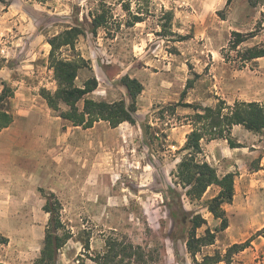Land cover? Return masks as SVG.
Listing matches in <instances>:
<instances>
[{
  "label": "rangeland",
  "instance_id": "1",
  "mask_svg": "<svg viewBox=\"0 0 264 264\" xmlns=\"http://www.w3.org/2000/svg\"><path fill=\"white\" fill-rule=\"evenodd\" d=\"M124 5L145 20L129 26L132 18ZM102 6L113 17L94 34L91 14ZM167 11L173 12L174 20L164 31ZM76 21L85 33L74 52L89 64L77 85L95 76L99 85L90 98L117 101L126 98L119 80L125 75L137 78L144 90L138 98L136 124L112 128L99 122L84 130L60 118L40 95L42 89L57 88L49 69L48 40ZM233 32L255 34L239 51L263 45L264 3L252 7L248 0L230 5L227 0H0V91L3 81L15 88L14 98L6 103L15 116L12 127L24 129L33 121L56 134L38 154L8 141L9 133H0V149L12 155L3 157L16 162L0 164V179L15 176L24 183L12 186L0 180L2 206L9 209L8 218L0 222L1 236L9 239L8 244H0V264L36 263L49 221L43 210L48 192L61 201L62 221L73 235L60 250L57 264H96L89 257L104 251L109 236L152 250L156 264H193L182 236L169 238L172 220L163 193L173 185L172 172L184 155L181 148L192 130L193 110L179 107L172 115L167 109L181 100L189 80L194 85L186 103L213 106L223 99L229 105L264 104V58L244 62L242 54L230 50ZM31 50H36L35 57ZM62 53L65 59L74 57L70 48ZM18 88L22 92L17 94ZM232 133L243 147L237 156H231L224 139H218L213 154L208 152L219 175L236 173V202L224 206L231 228L217 234L214 245L203 248L199 261L217 251L226 254L236 239H264V228L256 233L242 231L256 206L264 205V136L243 127ZM240 156L246 165L239 170L235 159ZM201 158L206 160L205 153ZM261 160L260 177L252 180L247 171L259 169ZM178 190L186 209L207 219V226L197 231L199 236L207 227L214 230L219 225L202 202L191 204ZM218 191L211 187L204 200ZM241 252L232 256L230 264H264L263 254L255 257L246 252L242 259Z\"/></svg>",
  "mask_w": 264,
  "mask_h": 264
},
{
  "label": "trees",
  "instance_id": "2",
  "mask_svg": "<svg viewBox=\"0 0 264 264\" xmlns=\"http://www.w3.org/2000/svg\"><path fill=\"white\" fill-rule=\"evenodd\" d=\"M234 0H227L230 5ZM252 7L264 3V0H248ZM124 10L131 16L129 26L143 22L142 16L132 15L129 6L124 5ZM165 23L162 24L164 31L170 30L174 20L172 11L164 15ZM113 16L102 6L91 14V32L97 33L100 28H106ZM85 30L80 21L75 26L66 29L51 37L48 43L51 50L48 57L49 69L53 71L57 88L54 92L42 89L40 95L46 101L48 107L58 114L60 118L70 122L73 126L82 129H91L99 122H106L112 128H117L123 123L134 125L137 123L138 98L144 90V85L137 78L128 75L119 80V85L124 88L126 98L117 101L95 100L90 95L98 88V80L92 76L84 81L82 86L77 85V79L83 69L89 67L79 53H75V45ZM255 34H243L233 32L230 41V50L242 54L244 62L264 58V44L247 47L239 51V47L247 42ZM70 48L74 57L71 60L63 57L62 50ZM1 69V66H0ZM194 80H189L186 89L182 93L181 100L168 106V111L175 115L179 107L190 108L192 130L186 136L185 145L181 148L184 153L175 171L172 172L173 185H167L163 190L169 216L172 220V231L169 238L174 241L177 235L184 239L186 250L193 260V264H218L225 262L230 264L234 254L244 251L250 246L252 238L244 243H236L227 249L226 254L219 251L213 255H205L202 260L197 259L203 248L212 246L216 242L217 234L229 228V218L224 208L232 204L235 196L236 173L229 172L223 176L218 174L217 169L206 160H203V141L224 139L230 148H240L232 136L234 126H242L249 132L264 136V104L257 101H235L229 105L223 99H218L213 106L186 103L184 98L188 90L193 88ZM0 91V131L10 127L15 120L11 111L6 109V103L14 98L15 88L3 81ZM83 102L80 107L79 103ZM216 186L218 193L208 200H204L207 191ZM191 204L200 205L219 221L214 229L206 228L203 235L197 231L207 226V219L200 213L187 210L183 203V194ZM46 203L43 210L49 214L45 239L41 255L35 264H57L60 250L72 238V233L65 227L61 218L62 203L53 192L44 194ZM259 234V233H257ZM104 251L89 257L96 264H156L153 251L146 247L135 245L127 239L109 236L105 240ZM8 239L0 234V244L7 243ZM85 250H90L89 241L84 244Z\"/></svg>",
  "mask_w": 264,
  "mask_h": 264
},
{
  "label": "crops",
  "instance_id": "3",
  "mask_svg": "<svg viewBox=\"0 0 264 264\" xmlns=\"http://www.w3.org/2000/svg\"><path fill=\"white\" fill-rule=\"evenodd\" d=\"M6 52V51H4ZM8 53H10V51H7ZM31 53L34 55V57L36 56V50H31ZM52 71V70H51ZM53 72V71H52ZM31 89V88H28ZM22 92L21 88H18L17 90V94ZM14 125H11L8 128L3 129L2 131H0L1 136L9 133V139L8 141H15L17 143H19V145L21 147H26L27 149H29L30 151H34L37 152L38 154H40V150L44 145V142H52L53 138L56 137L55 133H52V130L49 126L46 125H41V124H36L35 122H31L30 124H28L24 129H20L18 126L17 127H12ZM187 127H189V125H185ZM76 127V126H75ZM238 127H242V126H234L232 129V132L235 130V128ZM191 131V130H190ZM189 131V132H190ZM233 134V133H232ZM0 136V137H1ZM202 142V147H203V154L205 153L206 156V161L209 162L211 164V154H208V152L213 154V149L219 144V140H213L210 142ZM239 143V142H237ZM224 146V145H223ZM222 146V147H223ZM224 149V148H223ZM238 150H243L242 148H229V153L231 154V156L233 155H238ZM6 153H9V151L4 150V149H0V164H8V163H15V160L13 159V157H11V160H9L8 157H3ZM10 154V153H9ZM11 155V154H10ZM12 156V155H11ZM264 159V158H262ZM235 163L239 166V170L244 168L243 166L246 165L245 160L243 157L240 156V158L235 159ZM260 168L259 169H253L248 170L247 173L252 180L256 179L260 177L259 173L262 171V166H263V162L262 160L260 161ZM249 169V168H248ZM244 175H241L240 178H243ZM22 178V177H21ZM5 181V183H8L12 186L19 183H23L20 179H17L15 176L10 177V178H5V179H0ZM24 184V183H23ZM235 192H236V185H235ZM236 197V194L234 196V198ZM2 199H4V194L0 193V222L3 221L4 219H7L9 216V209L6 207L2 206ZM235 201V200H233ZM236 202V201H235ZM254 215L251 216V220L249 221L248 224H246L245 227H243L242 231H251L250 229H253V233L258 232V230L260 228H264V205H257L255 210H253ZM231 226H229V228L226 230V232H228L230 230ZM252 233V234H253ZM237 243H242L245 242V240H241V239H236ZM9 243V239L8 242L6 244ZM236 244V243H235ZM246 252H250L251 255L253 256H257V255H264V239H253L251 241V246L247 249H245L244 251L241 252V258L244 259L245 258V253ZM264 259V258H263Z\"/></svg>",
  "mask_w": 264,
  "mask_h": 264
}]
</instances>
